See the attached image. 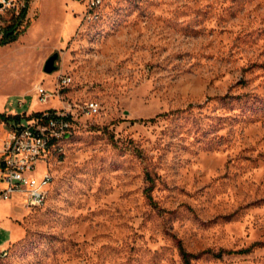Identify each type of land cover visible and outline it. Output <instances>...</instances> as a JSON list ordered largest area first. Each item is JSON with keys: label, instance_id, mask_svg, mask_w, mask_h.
Listing matches in <instances>:
<instances>
[{"label": "rangeland", "instance_id": "obj_1", "mask_svg": "<svg viewBox=\"0 0 264 264\" xmlns=\"http://www.w3.org/2000/svg\"><path fill=\"white\" fill-rule=\"evenodd\" d=\"M26 5L27 34L0 46V112L100 114L37 165L54 175L43 207L0 203V264H186L182 247L264 264V0H19L0 40Z\"/></svg>", "mask_w": 264, "mask_h": 264}, {"label": "built area", "instance_id": "obj_2", "mask_svg": "<svg viewBox=\"0 0 264 264\" xmlns=\"http://www.w3.org/2000/svg\"><path fill=\"white\" fill-rule=\"evenodd\" d=\"M19 0H0V7L18 8ZM90 9L100 8L102 0H88ZM23 8V7H22ZM97 16V13L95 14ZM72 80L61 78L55 93H49L43 85L36 88V94L42 104L60 98L62 89L67 88ZM59 90V91H58ZM20 101V107L25 105ZM100 114L97 103L87 102L75 111L51 110L33 117L28 124H16L9 134L0 162V203L10 202L15 197L24 199L27 210H35L45 205V196L49 193L54 175L47 171L41 178L33 175L41 162L50 168L52 152L66 154L62 144V135L73 133L79 117L93 118ZM1 121V120H0ZM1 136V135H0Z\"/></svg>", "mask_w": 264, "mask_h": 264}, {"label": "trees", "instance_id": "obj_3", "mask_svg": "<svg viewBox=\"0 0 264 264\" xmlns=\"http://www.w3.org/2000/svg\"><path fill=\"white\" fill-rule=\"evenodd\" d=\"M28 12H29L28 5L21 8L20 14L18 17V23L3 32V38L0 40V46H7L12 43H15L16 41L20 39V37L27 34L29 28L31 27V24L27 23L26 27H24V29L21 31L18 30V25L20 24V22H23L24 20L27 19ZM0 31H2L1 28H0ZM40 114L41 113L33 114L31 115V117H29V119L31 120L33 117H36ZM0 120L5 123H13L15 125L20 124L21 122L19 115L18 116H7L5 114H0ZM151 121L153 122L154 120H151ZM181 254H182V258L185 261V263L191 264L192 255L189 254L183 247L181 248Z\"/></svg>", "mask_w": 264, "mask_h": 264}, {"label": "crops", "instance_id": "obj_4", "mask_svg": "<svg viewBox=\"0 0 264 264\" xmlns=\"http://www.w3.org/2000/svg\"><path fill=\"white\" fill-rule=\"evenodd\" d=\"M0 114H3V112H0ZM14 126L15 124L13 123H5V122L0 121V135H1L0 136V162L2 160V155H3L2 152L4 150L5 142L7 141L9 134L13 130ZM16 200H17V197H15L12 201H10L11 206L13 207L12 213H14L17 216V218H22L25 216V213H26L25 211H27V209L24 206L23 208L15 206L14 203ZM13 238H15V235Z\"/></svg>", "mask_w": 264, "mask_h": 264}, {"label": "water", "instance_id": "obj_5", "mask_svg": "<svg viewBox=\"0 0 264 264\" xmlns=\"http://www.w3.org/2000/svg\"><path fill=\"white\" fill-rule=\"evenodd\" d=\"M60 60V54L56 53L51 56L44 66V72L48 75H53L54 73L59 71V67L57 63Z\"/></svg>", "mask_w": 264, "mask_h": 264}, {"label": "bare ground", "instance_id": "obj_6", "mask_svg": "<svg viewBox=\"0 0 264 264\" xmlns=\"http://www.w3.org/2000/svg\"><path fill=\"white\" fill-rule=\"evenodd\" d=\"M68 136H70V133H67V134L62 135V142H63ZM54 153H58V152H52V156H53ZM52 156H51V158H52Z\"/></svg>", "mask_w": 264, "mask_h": 264}]
</instances>
